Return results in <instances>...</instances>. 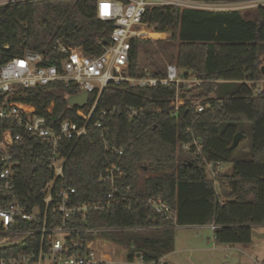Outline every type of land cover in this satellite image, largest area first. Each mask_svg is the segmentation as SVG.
Masks as SVG:
<instances>
[{"label":"trees","instance_id":"obj_1","mask_svg":"<svg viewBox=\"0 0 264 264\" xmlns=\"http://www.w3.org/2000/svg\"><path fill=\"white\" fill-rule=\"evenodd\" d=\"M97 3L22 0L0 5V65L26 49L43 53L54 62L60 57L61 45L78 46L89 56L102 54L111 41L113 24L97 16ZM144 23L155 32L166 33V42L178 44L170 63L176 64L182 76L203 82L190 89L183 83L138 88L123 82L106 87L99 111L110 113L101 126L77 142L72 137L65 143V150L72 152L65 164L64 181L76 188L78 202L103 200L110 188L98 181V175L111 155L126 172L119 185L122 194H129L130 202L128 207L121 198L106 212H90L78 227L103 229L102 237L125 246L129 261L140 254L145 264L158 262L174 251L177 226L211 224L216 226L218 244L250 243L253 226L264 225V4L228 10L153 6L147 9ZM150 42L146 38L131 40L130 74L139 76L150 70L140 63V52L150 53L146 46ZM164 70L150 71L162 74ZM258 88L260 92H256ZM78 92L76 86L53 82L19 88L0 99L33 104L57 129L65 119L79 120V106L68 102V97ZM94 97L91 95V100ZM198 104L203 111L196 112ZM127 107L143 111L133 115ZM113 108L116 111L111 112ZM248 129L251 147L247 158H242L238 150ZM238 132L245 137L232 148ZM106 143L125 147L124 154H110ZM183 145L191 159L180 155ZM198 148L200 154H196ZM206 161L231 166L209 178ZM48 163L49 151L36 137H28L16 151L14 167L21 200L39 201V190L49 178ZM2 168L0 163V171ZM145 170L154 174L142 181L140 172ZM156 196L170 207L171 217L147 202ZM140 230L154 233L143 235L137 233ZM82 236L94 238L95 233L83 232Z\"/></svg>","mask_w":264,"mask_h":264},{"label":"built area","instance_id":"obj_2","mask_svg":"<svg viewBox=\"0 0 264 264\" xmlns=\"http://www.w3.org/2000/svg\"><path fill=\"white\" fill-rule=\"evenodd\" d=\"M22 0H0V5ZM264 0L232 2H199L193 0H98L97 16L111 21V41L97 56L83 53L78 46L59 47V58L52 62L43 53L26 49L21 56L11 58L0 65V95L13 94L19 88L63 82L76 86L79 93L87 92L88 101L78 105L79 120L65 119L54 129L33 104L0 99V264H107L110 258L106 247L99 248L98 239L103 229H82L79 221H85L93 211L106 212L121 198L129 207V194H122L119 181L126 176L118 161L108 155L98 181L109 186L105 198L96 203L75 200L77 190L64 181V168L72 150H65L68 138L77 142L91 130L100 127L110 110L99 111L101 95L110 84L123 82L131 87L154 88L159 85L183 83L187 88L200 85L197 77H183L176 64H167L162 74L146 70L142 75L130 74V50L133 38L147 36L153 29L144 23L149 7L160 5L180 6L204 10H228L263 5ZM101 43V41H100ZM260 92V89H256ZM76 94V95H77ZM91 95L95 96L91 100ZM53 104L47 112L51 113ZM137 115L142 109L125 108ZM116 111V108L111 110ZM203 111L198 104L196 112ZM191 130V128H188ZM28 137L38 138L49 151V178L39 190V201L32 198L23 201L18 197L14 159L16 151L24 147ZM196 144L197 142L194 141ZM187 149V145H183ZM106 150L122 156L125 147L110 146ZM198 148L196 154H200ZM214 178L222 164L205 162ZM130 187H127V191ZM147 202L158 212L170 217L172 211L160 196L150 197ZM213 230L216 228L212 225ZM83 232H94V238H84ZM149 264H164L163 259Z\"/></svg>","mask_w":264,"mask_h":264},{"label":"rangeland","instance_id":"obj_3","mask_svg":"<svg viewBox=\"0 0 264 264\" xmlns=\"http://www.w3.org/2000/svg\"><path fill=\"white\" fill-rule=\"evenodd\" d=\"M150 33L158 32L151 28L147 31V34ZM159 35L157 37H143L151 41L146 44L150 53H146L144 50L140 52V63L144 68L150 70L165 68L177 54L178 44L174 41L166 42L164 39L167 38V35H161L160 33ZM260 85L261 82L258 83V86ZM251 142L252 135L248 129L247 137L240 143L239 157L247 158ZM179 152L182 157L192 158L185 148L180 149ZM230 166L227 163L222 164L220 170H229ZM206 173L209 178H212L209 170ZM140 174L143 181L154 173L145 170L141 171ZM198 231L200 232L199 236L197 235ZM139 232L149 236L154 233L152 230H140L137 233ZM96 245L99 248L106 247V252L110 256L106 260L107 264H145L139 257H136L134 261H129L125 246L114 241L107 242L98 239ZM237 245L242 246L245 251H239ZM166 261L167 264H264V225L253 228L252 242L247 244H218L215 241L211 226L205 225L199 229L178 226L175 228V249L167 256Z\"/></svg>","mask_w":264,"mask_h":264},{"label":"water","instance_id":"obj_4","mask_svg":"<svg viewBox=\"0 0 264 264\" xmlns=\"http://www.w3.org/2000/svg\"><path fill=\"white\" fill-rule=\"evenodd\" d=\"M262 72L264 74V65L262 66ZM88 101V93L87 92H82L79 93L77 95H71L68 97V102L70 106H74V105H83ZM245 137L244 134H242L241 132H238L233 140V144H232V148H236L240 141ZM137 257L140 258V254H137Z\"/></svg>","mask_w":264,"mask_h":264},{"label":"crops","instance_id":"obj_5","mask_svg":"<svg viewBox=\"0 0 264 264\" xmlns=\"http://www.w3.org/2000/svg\"><path fill=\"white\" fill-rule=\"evenodd\" d=\"M160 34H161V35H167L166 33H160ZM260 86H261V85H260ZM206 226H211V228H212V225H211V224H210V225H206ZM255 226H259V225H255ZM255 226H253V228H254ZM177 227H178V226H177ZM184 227H194V228H196V229H199V228H202L203 226H199V225H198V226H184ZM212 229H213V228H212ZM213 231H214V230H213ZM197 235H198V236L200 235V232H199V231L197 232ZM226 246H227V245H226ZM230 246H231V245H230ZM232 246H236V245H232ZM237 246H238L237 249H238L239 251H241V252H242V251H245V249H244L242 246H240V245H237ZM194 249H195V248H194ZM168 255H169V254H168ZM168 255H167V256H168ZM167 256L163 259V260H165V261H164V264H167V261H166Z\"/></svg>","mask_w":264,"mask_h":264},{"label":"bare ground","instance_id":"obj_6","mask_svg":"<svg viewBox=\"0 0 264 264\" xmlns=\"http://www.w3.org/2000/svg\"><path fill=\"white\" fill-rule=\"evenodd\" d=\"M147 36H150V37H157V36H160L159 33H150V34H147Z\"/></svg>","mask_w":264,"mask_h":264}]
</instances>
